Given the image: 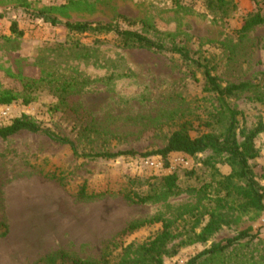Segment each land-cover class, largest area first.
<instances>
[{
    "label": "rangeland",
    "instance_id": "1",
    "mask_svg": "<svg viewBox=\"0 0 264 264\" xmlns=\"http://www.w3.org/2000/svg\"><path fill=\"white\" fill-rule=\"evenodd\" d=\"M232 1L237 10L224 18L204 0H0V92L17 97L0 106V128L26 117L70 139L80 155L44 134L22 131L0 139V264H45L42 259L59 252L67 255L64 264L136 261L165 225L171 240L163 264H188L244 231L257 237L215 262L196 264H264V212L238 211L225 198L217 182L231 173L227 164L216 159L207 165L211 151L166 159L153 154L183 126L193 138L220 133L206 126L218 104L204 90L202 71L168 51L125 49L113 34H72L52 23L138 32L168 50L186 48L223 85L259 86L229 100L242 113L238 133L244 142L264 123V102L258 100L264 97V24L241 29L251 16L264 17V0ZM13 24L22 36L12 32ZM253 140L258 157L249 165L264 187V131ZM119 152L132 155L83 156ZM145 159L161 166L148 167ZM175 174L179 191L160 190L159 179ZM83 187L96 197L79 198ZM155 191L159 198L146 204L121 194ZM212 214L228 225L201 242L198 235Z\"/></svg>",
    "mask_w": 264,
    "mask_h": 264
},
{
    "label": "trees",
    "instance_id": "2",
    "mask_svg": "<svg viewBox=\"0 0 264 264\" xmlns=\"http://www.w3.org/2000/svg\"><path fill=\"white\" fill-rule=\"evenodd\" d=\"M179 3V0H173ZM207 8L211 11L218 12L224 18H230L237 10V6L232 0H204ZM53 25H60L65 30L72 34L78 35H94L102 36L113 34L117 37L118 44L125 49H140L149 52H171L177 54L187 64L195 65L202 71L205 81L206 92L214 96L218 104L217 113L212 115L210 120L206 123L209 128H217L220 133L214 132L205 133L195 138L191 137L187 126H183L180 130L175 131L167 140V145L162 150L153 154L167 158L171 154H183L189 157L211 151L213 156L207 161V165L214 166L212 160L220 159L221 162L227 164L231 168V173L228 176L221 177L217 182L220 191L225 193V198L233 201V205L237 204L238 211L244 213L250 212H264V187H262L255 179V175L249 165L250 160L258 157V152L255 148L254 140L256 136L264 131V123H260L256 130L251 132L244 142L239 140V124L242 113L233 109L229 100L238 97L250 90H257L259 86H255L249 82H242L239 84L223 85L222 81L213 73L214 69L200 61H195L189 50L184 47H173L167 49L164 45L150 40L144 35L129 31L121 30L117 26L95 24L90 22L85 23H62L53 20ZM264 24V17L259 14L251 16L242 27V33H247L254 28ZM13 33L22 36L23 33L17 30V25L13 24L11 28ZM264 77V73H263ZM17 100V97L11 91L0 92V106H9ZM259 101L264 102V97H259ZM27 131L34 134H44L56 143L69 146L75 156H80L74 143L66 137L59 136L51 131L41 128L35 122L28 118H17L11 124L0 128V139L8 140L10 137ZM124 155H132V153H97L95 155H83L87 158L111 160ZM223 156L225 160H223ZM159 189L168 193H176L179 190L177 175H169L159 179ZM107 193V194H106ZM104 195H111L113 193L106 192ZM124 198L134 204H146L155 201L159 198V194L155 191L152 195L140 196L134 193H121ZM79 198L91 199L96 195H88L84 187L79 192ZM234 207H232L233 209ZM221 216L215 214L211 215L208 224L203 228L198 235V240L201 242L208 241L209 237L221 230L228 222ZM152 222L136 223L129 227L128 231H135ZM7 232V230H6ZM6 233L1 236H5ZM257 235H251L249 231L241 232L232 239L222 241V243L213 244L210 249L203 252L198 257L191 260L188 264H196L199 259H205L206 262H215L229 249L239 245L243 242L251 243ZM171 240V235L167 230V225L164 231L156 238L145 243L141 249V258L136 261H122L120 264H163L164 255L166 254V247ZM67 255L63 252L47 256L42 259L41 263L45 264H64ZM77 264H91L78 261ZM100 264H111V262L104 258Z\"/></svg>",
    "mask_w": 264,
    "mask_h": 264
},
{
    "label": "built area",
    "instance_id": "3",
    "mask_svg": "<svg viewBox=\"0 0 264 264\" xmlns=\"http://www.w3.org/2000/svg\"><path fill=\"white\" fill-rule=\"evenodd\" d=\"M5 33L4 31V27L2 26L1 22H0V37ZM144 164L148 167H160L161 164L159 161L155 160V159H145L144 160Z\"/></svg>",
    "mask_w": 264,
    "mask_h": 264
}]
</instances>
